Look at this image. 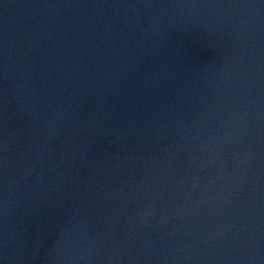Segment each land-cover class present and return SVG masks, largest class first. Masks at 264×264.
<instances>
[{
    "label": "water",
    "instance_id": "water-1",
    "mask_svg": "<svg viewBox=\"0 0 264 264\" xmlns=\"http://www.w3.org/2000/svg\"><path fill=\"white\" fill-rule=\"evenodd\" d=\"M0 264H264V0H0Z\"/></svg>",
    "mask_w": 264,
    "mask_h": 264
}]
</instances>
